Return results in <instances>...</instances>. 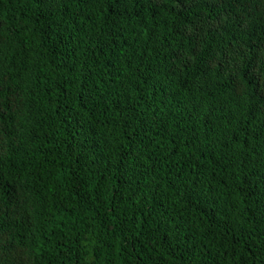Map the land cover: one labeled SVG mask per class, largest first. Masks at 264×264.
<instances>
[{"label": "trees", "instance_id": "obj_1", "mask_svg": "<svg viewBox=\"0 0 264 264\" xmlns=\"http://www.w3.org/2000/svg\"><path fill=\"white\" fill-rule=\"evenodd\" d=\"M0 264H264V0H0Z\"/></svg>", "mask_w": 264, "mask_h": 264}]
</instances>
